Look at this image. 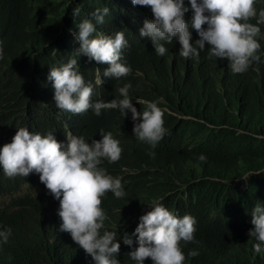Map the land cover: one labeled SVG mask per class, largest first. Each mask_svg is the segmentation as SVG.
<instances>
[{
  "label": "trees",
  "instance_id": "trees-1",
  "mask_svg": "<svg viewBox=\"0 0 264 264\" xmlns=\"http://www.w3.org/2000/svg\"><path fill=\"white\" fill-rule=\"evenodd\" d=\"M77 5L81 11L73 18ZM104 6L110 14L96 30L125 31L122 62L132 72L119 80L102 77L92 99L119 98L117 89L129 82L137 111L145 105L135 99L154 101L164 110L168 131L159 148L133 136L131 113L122 117L109 109L99 116L91 110L57 116L60 110L46 79L49 68L66 62L79 47L77 23ZM254 7L264 9V0H256ZM146 19H152L150 9L131 0H0V146L10 143L21 126L41 134L53 131L57 141L69 130L86 140L111 132L120 141V158L101 166L122 178L126 195L115 198L109 192L102 198L105 228L123 229L160 199L197 220L194 241L181 242L183 264H264V251L255 252L254 240L247 241L249 230L245 234L252 227L246 213L257 201L264 204V23L259 25L260 61L233 73L226 59L210 58L207 47L198 58L181 57L175 39L166 45L169 52L157 55L138 34ZM249 22L255 24L256 18ZM77 63L86 81L94 80L95 69L102 73L108 67L83 55ZM240 180L242 187L235 185ZM57 208L38 173L8 177L0 170V225L11 228L8 241L0 243V264H93L74 241L58 234ZM119 244L120 264H135L127 255L136 247L135 237L131 247ZM193 249L198 255L188 257ZM143 264L152 262L145 258Z\"/></svg>",
  "mask_w": 264,
  "mask_h": 264
},
{
  "label": "clouds",
  "instance_id": "clouds-1",
  "mask_svg": "<svg viewBox=\"0 0 264 264\" xmlns=\"http://www.w3.org/2000/svg\"><path fill=\"white\" fill-rule=\"evenodd\" d=\"M187 2V5L185 4ZM256 0H131L136 6H146L152 14L151 20H144L138 30L140 38H147L157 55L163 56L173 39L179 45V55L184 58H198L206 51L210 58L226 59L233 73H243L259 62L261 44L259 25L264 23V9L257 10ZM79 5L72 8L73 18L79 15ZM190 14L185 19V13ZM110 14L107 6L95 9L91 18L77 23L75 41L79 47L69 55L66 62L49 68L46 79L51 82L55 107L60 112L81 114L88 110L96 116L102 110L116 109L122 117L131 113L132 133L138 140L158 147L167 134L164 126V110L154 101L135 99L143 103V111L133 106L129 95L131 84L125 82L117 89L119 98L109 101L93 100L94 86H101L104 78L119 80L132 72L122 62V50L128 46L125 31L105 34L96 30ZM256 18V23L250 19ZM0 47V59L3 58ZM81 55L108 67L101 73L94 70V80L86 81L77 63ZM254 71L257 69L253 68ZM65 129L68 125H64ZM120 141L111 132L100 134L96 140L67 131L58 141L53 131L41 134L30 132L25 126L18 127L10 143L0 146V170L8 177H25L38 173L39 181L58 201L56 221L58 234L69 242H75L91 257L93 264H120L117 259L120 244L131 247L135 237L136 247L127 255L135 264H143L149 258L152 264H183L185 255L181 242H193L197 220L190 214L179 215L157 199L139 212V218L120 230L105 228L108 219L101 207L106 193L123 198L126 193L120 176H113L102 167V163L120 158ZM150 157L155 155L151 151ZM199 159L204 160L201 154ZM249 176V175H248ZM247 177V176H245ZM244 177V178H245ZM229 182V181H228ZM251 218L247 241L253 249L264 251V204L257 201L246 213ZM132 227V233H124ZM118 230V231H117ZM11 228L0 225V243H6ZM77 250V249H76ZM78 253H80L78 251ZM198 255L189 250L188 257Z\"/></svg>",
  "mask_w": 264,
  "mask_h": 264
},
{
  "label": "rangeland",
  "instance_id": "rangeland-1",
  "mask_svg": "<svg viewBox=\"0 0 264 264\" xmlns=\"http://www.w3.org/2000/svg\"><path fill=\"white\" fill-rule=\"evenodd\" d=\"M235 185H239L240 187H242L243 185H242V180H240V181H236L235 182Z\"/></svg>",
  "mask_w": 264,
  "mask_h": 264
}]
</instances>
